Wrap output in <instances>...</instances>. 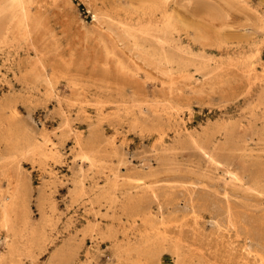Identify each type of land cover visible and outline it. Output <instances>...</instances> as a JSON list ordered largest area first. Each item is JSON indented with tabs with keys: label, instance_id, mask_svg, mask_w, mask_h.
I'll return each instance as SVG.
<instances>
[{
	"label": "rangeland",
	"instance_id": "rangeland-1",
	"mask_svg": "<svg viewBox=\"0 0 264 264\" xmlns=\"http://www.w3.org/2000/svg\"><path fill=\"white\" fill-rule=\"evenodd\" d=\"M0 40V264H264V0H0Z\"/></svg>",
	"mask_w": 264,
	"mask_h": 264
},
{
	"label": "bare ground",
	"instance_id": "bare-ground-1",
	"mask_svg": "<svg viewBox=\"0 0 264 264\" xmlns=\"http://www.w3.org/2000/svg\"><path fill=\"white\" fill-rule=\"evenodd\" d=\"M7 34V33H6ZM8 35V34H7ZM7 35H4L3 37H6ZM10 40V38H8ZM8 40V41H9ZM1 41V40H0ZM3 43V41H2ZM20 92V91H19ZM20 94H18L17 92H15V90H11L7 95H5L4 97H2V99L0 100V109H11L12 105L14 104L13 102L20 98L18 97ZM24 98V97H23ZM22 98V100H23ZM21 100V99H20ZM17 101V100H16ZM13 109V108H12ZM13 116H15V118H17V113L16 111H13ZM65 122V120H64ZM3 124V123H2ZM68 124L67 122L65 123H62L61 124V128L62 127H68ZM136 124V123H135ZM16 130V129H15ZM14 130V131H15ZM1 132V131H0ZM178 132V131H177ZM8 133V132H7ZM2 134V133H1ZM1 134H0V144L1 143H4V149L2 150V153L0 155V164L2 162H4L5 160L6 161H9L8 159L11 158L12 160V152L14 150V146L15 145V140L13 141L12 139H10L11 137L7 138V136L2 138L1 137ZM3 134H5L3 132ZM10 134V132H9ZM7 135V134H6ZM14 135V134H12ZM33 135V134H32ZM29 140V138H28ZM78 141L80 142H84V139L79 136L78 137ZM47 143V142H46ZM45 144V143H44ZM27 145V144H26ZM38 147L40 150H42L45 154H48V152H46V150L43 149V145L42 143H37ZM80 145V144H79ZM50 146V145H49ZM28 147V146H27ZM30 147V146H29ZM13 148V150H12ZM19 150V149H18ZM55 150V149H54ZM15 151V150H14ZM17 151V150H16ZM20 151V150H19ZM36 151V147H33L32 148H28L26 150V152H24V156L25 154H30L31 152H35ZM17 154V153H16ZM15 153L13 155H16ZM86 155V154H85ZM28 191V190H27ZM26 189L23 188V185L22 184H19L18 183V186L16 187V189H14L13 193H12V196L10 195L9 197H5L3 199V201L0 202V214L2 215V217H4L5 220L9 219L13 214L17 213L18 212V209L19 208H22V207H25L26 210H30V208H28L29 206L27 205L26 203ZM29 194V193H28ZM27 194V195H28ZM194 194H192L190 196V201H194L195 198L193 196ZM2 200V199H1ZM130 204L134 205L135 204V200H130ZM28 202V201H27ZM43 202L41 201V206H42ZM128 206H129V203H128ZM21 210V209H20ZM19 210V212H20ZM28 210V211H29ZM23 214V212H21ZM26 213V212H24ZM21 214V215H22ZM20 215V216H21ZM27 215V214H25ZM146 220H149L148 218L150 217V214L146 213ZM24 222V221H23ZM13 227V226H12ZM14 229V228H13ZM12 232V238L11 240L13 239V244H16L17 241V234L14 230H11ZM10 240V242H11ZM131 241V240H130ZM12 244V243H11ZM117 244V243H116ZM119 245V244H118ZM153 245V244H152ZM121 247V244L119 245ZM118 246V247H119ZM120 249V248H119ZM67 250V249H66ZM122 251V253L124 252H136L138 253L141 257H144L146 260L154 263V264H163L161 259H160V254L157 253L155 251V248H153L152 246H150V242H149V237H146L145 235L141 236L139 242L135 245V244H127V246H124L120 249ZM63 251V250H62ZM65 252V251H64ZM61 251H56L49 259V263L48 264H55V262L58 260V264L60 262H63V259H64V256L61 255ZM71 253V255H73V257H76V251L75 252H69ZM120 253V252H119ZM172 254H173V258L176 259V264H183V261H184V255L182 253V251L178 248V247H174L172 249ZM66 255V254H65ZM70 258V257H69ZM65 260V259H64ZM64 263V262H63ZM62 263V264H63ZM57 264V262H56ZM61 264V263H60Z\"/></svg>",
	"mask_w": 264,
	"mask_h": 264
}]
</instances>
